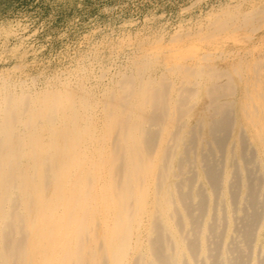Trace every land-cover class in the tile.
Wrapping results in <instances>:
<instances>
[{
  "label": "bare ground",
  "instance_id": "bare-ground-1",
  "mask_svg": "<svg viewBox=\"0 0 264 264\" xmlns=\"http://www.w3.org/2000/svg\"><path fill=\"white\" fill-rule=\"evenodd\" d=\"M249 55L168 72L137 55L102 87L83 67L39 89L0 73V264H264V57Z\"/></svg>",
  "mask_w": 264,
  "mask_h": 264
},
{
  "label": "rangeland",
  "instance_id": "rangeland-1",
  "mask_svg": "<svg viewBox=\"0 0 264 264\" xmlns=\"http://www.w3.org/2000/svg\"><path fill=\"white\" fill-rule=\"evenodd\" d=\"M242 18V28L214 29L217 22ZM249 53L264 57V0H0V73L34 89L56 77L72 81L82 67L88 84L102 87L129 71L137 55L159 61L157 70L168 72L191 63L223 70ZM202 102L199 93L188 120Z\"/></svg>",
  "mask_w": 264,
  "mask_h": 264
}]
</instances>
